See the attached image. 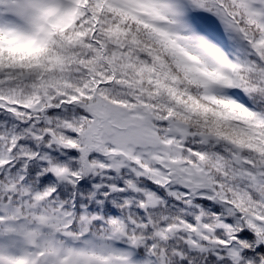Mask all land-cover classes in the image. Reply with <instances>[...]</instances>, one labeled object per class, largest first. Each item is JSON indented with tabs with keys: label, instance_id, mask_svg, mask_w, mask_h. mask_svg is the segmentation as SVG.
Returning a JSON list of instances; mask_svg holds the SVG:
<instances>
[{
	"label": "snow or ice",
	"instance_id": "6c2138e0",
	"mask_svg": "<svg viewBox=\"0 0 264 264\" xmlns=\"http://www.w3.org/2000/svg\"><path fill=\"white\" fill-rule=\"evenodd\" d=\"M0 264H264V0H0Z\"/></svg>",
	"mask_w": 264,
	"mask_h": 264
}]
</instances>
